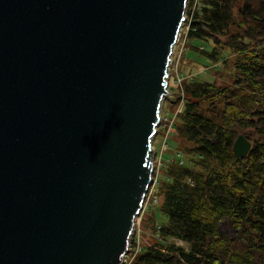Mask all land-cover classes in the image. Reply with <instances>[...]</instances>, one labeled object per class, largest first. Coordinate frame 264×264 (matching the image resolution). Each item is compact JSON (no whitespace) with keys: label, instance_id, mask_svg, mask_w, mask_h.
<instances>
[{"label":"water","instance_id":"obj_1","mask_svg":"<svg viewBox=\"0 0 264 264\" xmlns=\"http://www.w3.org/2000/svg\"><path fill=\"white\" fill-rule=\"evenodd\" d=\"M187 1L0 0V264H123Z\"/></svg>","mask_w":264,"mask_h":264},{"label":"trees","instance_id":"obj_2","mask_svg":"<svg viewBox=\"0 0 264 264\" xmlns=\"http://www.w3.org/2000/svg\"><path fill=\"white\" fill-rule=\"evenodd\" d=\"M185 16L186 40L211 43L192 49L215 66L234 54L231 83L182 82L168 143L185 158L163 166L166 219L131 264H264V0H188ZM239 133L252 142L244 158L232 149Z\"/></svg>","mask_w":264,"mask_h":264},{"label":"rangeland","instance_id":"obj_3","mask_svg":"<svg viewBox=\"0 0 264 264\" xmlns=\"http://www.w3.org/2000/svg\"><path fill=\"white\" fill-rule=\"evenodd\" d=\"M194 6H197V3H194ZM188 28V22H184L180 36L175 44L172 61L169 70L168 76V93L163 99V104L161 107L162 115H175L178 110H182L181 104L182 100L179 102L175 101L177 96L183 94L181 85L182 82L189 81L192 78H197L202 81H213L216 86L224 85L229 86L231 83L230 75L233 72L232 63L234 61V54L230 53L228 50L223 52V55L227 57L228 63L224 65L221 62H215L209 59H206L202 56L201 53L195 51L191 47V43L199 45V47H211V43L200 42V41H187L186 40V31ZM213 66V67H212ZM182 79L181 83L178 82V77ZM176 119V118H175ZM161 129L157 131L153 137V149H154V158H153V179L149 187V195L147 193L143 209L136 219V225L133 235L130 239V245L126 256L124 257L123 264H131V261L135 254L138 252L140 247L150 244L154 239L153 226L152 222L154 219L157 224L164 222L165 216L160 212L158 205L160 204V198L157 196V188L159 186L158 180L163 175V166L175 159L176 157H182L177 152V150L172 149L169 145V140H166L167 144L163 141V135ZM252 134V132H250ZM172 133L169 135L170 138ZM173 142L182 143V140L176 136H172ZM176 156V157H175ZM185 158L184 156L182 157ZM155 182V183H154ZM154 183V185H153ZM153 185V186H152ZM222 229H226V226L223 225Z\"/></svg>","mask_w":264,"mask_h":264},{"label":"built area","instance_id":"obj_4","mask_svg":"<svg viewBox=\"0 0 264 264\" xmlns=\"http://www.w3.org/2000/svg\"><path fill=\"white\" fill-rule=\"evenodd\" d=\"M172 61V60H171ZM177 77H178V82L179 83H181V81H182V79L181 78H179V76L177 75ZM181 107H182V104H181ZM181 110H178L177 111V113L178 112H180ZM176 115L177 114H175V115H171V116H167V115H162V114H160V121H159V124H158V126H157V131L159 130V129H161V132L160 133H162V135H163V141H164V143H163V145L166 143L167 144V142H166V140H168V137H169V135L172 133L171 131H172V128H173V124H174V121H175V118H176ZM157 133V132H156ZM153 171H154V169H153ZM153 179H155V182H156V178H153V173H152V181H153ZM152 181H151V183H152ZM154 182V183H155ZM154 183H153V185H154ZM151 185V184H150ZM152 185V186H153ZM149 191L150 190H148V195H149ZM147 195V194H146Z\"/></svg>","mask_w":264,"mask_h":264},{"label":"bare ground","instance_id":"obj_5","mask_svg":"<svg viewBox=\"0 0 264 264\" xmlns=\"http://www.w3.org/2000/svg\"><path fill=\"white\" fill-rule=\"evenodd\" d=\"M155 136V135H154Z\"/></svg>","mask_w":264,"mask_h":264}]
</instances>
